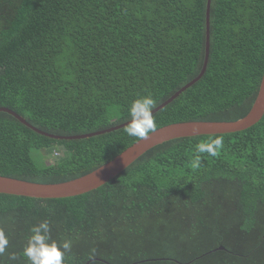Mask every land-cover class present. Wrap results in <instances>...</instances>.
<instances>
[{"label":"trees","instance_id":"16d2710c","mask_svg":"<svg viewBox=\"0 0 264 264\" xmlns=\"http://www.w3.org/2000/svg\"><path fill=\"white\" fill-rule=\"evenodd\" d=\"M207 2L0 0V108L64 137L127 123L141 96L158 108L201 73ZM263 75L264 0H212L207 71L153 115L155 130L246 117ZM218 137L216 155L197 152ZM139 140L125 128L54 140L0 112V176L69 182ZM43 220L53 240L72 241L64 264H264V116L242 132L158 145L84 195L0 194V264H29L23 248Z\"/></svg>","mask_w":264,"mask_h":264},{"label":"water","instance_id":"95a60500","mask_svg":"<svg viewBox=\"0 0 264 264\" xmlns=\"http://www.w3.org/2000/svg\"><path fill=\"white\" fill-rule=\"evenodd\" d=\"M212 0L207 2V13H206V53L203 68L201 73L197 78L179 90L175 95H173L168 101L163 103L161 106L153 110V115L158 113L160 110L171 104L176 100L181 94L186 92L189 88L194 86L199 82L205 75L208 67L209 56H210V10H211ZM0 112L7 113L17 119L27 128L31 129L35 133L50 138L54 140H82L87 138H93L101 136L107 133H112L114 131L125 128L127 123L122 125L112 127L107 130L100 132H95L80 136H57L46 132H43L31 124H29L23 117L19 116L14 111L7 108H0ZM264 116V75L260 85L258 96L253 104L252 109L249 114L235 122H184L171 124L154 132L149 133L147 139L139 140L131 147L126 149L120 155H118L112 161L106 163L95 171L80 177L78 179L59 183V184H39L28 182L24 180H18L14 178H8L0 176V194L26 197L32 199H66L73 198L76 196L84 195L97 190L112 181L120 174H122L126 169H128L135 161H137L142 155L152 148L164 144L166 142L182 139V138H192L198 136H215V135H226L245 131L257 123ZM219 251H224L223 247L217 249ZM93 261L104 262L99 259L91 260L87 264ZM106 263V262H104ZM108 264V263H107Z\"/></svg>","mask_w":264,"mask_h":264},{"label":"clouds","instance_id":"9594fccd","mask_svg":"<svg viewBox=\"0 0 264 264\" xmlns=\"http://www.w3.org/2000/svg\"><path fill=\"white\" fill-rule=\"evenodd\" d=\"M154 99L148 96H141L134 99L129 107V119L125 131L129 136L140 140L147 139L149 133L154 132L156 125L153 119ZM222 138H216L210 143L204 142L196 145L198 153L216 155L217 150L222 147ZM199 157L197 156V162ZM30 235L23 248V256L27 257L29 264H64L66 253L72 250V241L63 240L57 242L51 238V227L48 220H43L30 228ZM8 239L5 233L0 230V255L5 253L8 247ZM15 260L16 254H10Z\"/></svg>","mask_w":264,"mask_h":264},{"label":"rangeland","instance_id":"374dc122","mask_svg":"<svg viewBox=\"0 0 264 264\" xmlns=\"http://www.w3.org/2000/svg\"><path fill=\"white\" fill-rule=\"evenodd\" d=\"M49 162H53V160H50Z\"/></svg>","mask_w":264,"mask_h":264}]
</instances>
